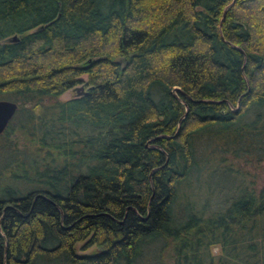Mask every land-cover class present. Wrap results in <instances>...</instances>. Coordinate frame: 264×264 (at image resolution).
<instances>
[{
  "label": "trees",
  "instance_id": "16d2710c",
  "mask_svg": "<svg viewBox=\"0 0 264 264\" xmlns=\"http://www.w3.org/2000/svg\"><path fill=\"white\" fill-rule=\"evenodd\" d=\"M1 99L0 264H264V0H0Z\"/></svg>",
  "mask_w": 264,
  "mask_h": 264
},
{
  "label": "rangeland",
  "instance_id": "374dc122",
  "mask_svg": "<svg viewBox=\"0 0 264 264\" xmlns=\"http://www.w3.org/2000/svg\"><path fill=\"white\" fill-rule=\"evenodd\" d=\"M80 79H81V82L78 83L75 87L67 90L66 92H64L62 95L59 96V100L61 101H65V100H68L70 98H73L76 96V88H79V87H82L83 91H86L87 90V86H86V81H87V75L86 74H82L80 76ZM18 134V144L20 145L21 143H24L25 142V139L23 138L22 135H20V133H17ZM13 137H16V134L13 136ZM8 139H5V138H0V149L2 147V144L5 142H9L8 144L11 143V140L7 141ZM13 142V141H12ZM264 173V172H263ZM262 172H260V174H263ZM87 239L83 240V241H79L76 243L75 245V249H76V252L78 254H90V253H94L98 250V248L95 246V245H90L86 248L83 247V245L85 244ZM213 252L214 253H217L218 252V247H214L213 248Z\"/></svg>",
  "mask_w": 264,
  "mask_h": 264
},
{
  "label": "water",
  "instance_id": "95a60500",
  "mask_svg": "<svg viewBox=\"0 0 264 264\" xmlns=\"http://www.w3.org/2000/svg\"><path fill=\"white\" fill-rule=\"evenodd\" d=\"M18 40L17 35H13L7 38L9 42H15ZM84 93L82 87L76 88V96H80ZM17 110V103L7 99L0 100V134L5 130L10 120L13 118Z\"/></svg>",
  "mask_w": 264,
  "mask_h": 264
}]
</instances>
